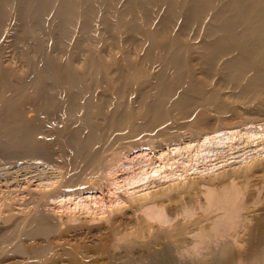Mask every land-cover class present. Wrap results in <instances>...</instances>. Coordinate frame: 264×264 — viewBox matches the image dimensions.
Wrapping results in <instances>:
<instances>
[{
    "label": "bare ground",
    "instance_id": "obj_1",
    "mask_svg": "<svg viewBox=\"0 0 264 264\" xmlns=\"http://www.w3.org/2000/svg\"><path fill=\"white\" fill-rule=\"evenodd\" d=\"M0 37V134L52 166L0 264H264V122L214 124L264 117V0H0Z\"/></svg>",
    "mask_w": 264,
    "mask_h": 264
},
{
    "label": "rangeland",
    "instance_id": "obj_2",
    "mask_svg": "<svg viewBox=\"0 0 264 264\" xmlns=\"http://www.w3.org/2000/svg\"><path fill=\"white\" fill-rule=\"evenodd\" d=\"M1 38V37H0ZM0 42H2V40H0ZM11 50H13L12 48H10ZM253 116H255V117H252V115H250V117H247L246 119L245 118H242V117H238V116H236V115H218V119L217 120H215V122H214V124L215 125H217L216 127H232V128H235V129H237L238 131H240L241 132V134L239 133L238 135H237V137L232 141L233 143H234V147H236V148H234V149H236V150H231L232 152H236V153H233V154H230L231 156H235V155H238V154H240V153H242L243 151V149H244V147L245 146H243V144L245 145V143H243V141H244V137L242 138V133H244V132H246V129H247V127H248V123L250 124L251 122L252 123H262V122H264V117L263 116H256V115H253ZM258 117V118H257ZM254 118V119H253ZM263 118V119H262ZM245 119V120H244ZM247 119H248V121H247ZM251 119H253L252 121H251ZM257 119V120H256ZM260 119V120H259ZM254 120H255V122H254ZM249 121H251V122H249ZM262 121V122H261ZM251 123V124H252ZM247 124V125H246ZM215 125H213V126H215ZM250 126V125H249ZM185 129L187 130V128L185 127L184 129H183V131H184V134H185ZM198 129V131L200 130L201 131V134L202 133H204V132H208L210 129L209 128H207V127H204V126H201V127H198L197 128ZM193 131V130H192ZM192 131H191V129H189V127H188V132H190L191 134H195V136L196 137H198V136H200L199 135V133H200V131L199 132H197V130H195V131H193V133H192ZM187 132V131H186ZM188 132L185 134L186 135V137L188 136V135H190L191 137H193L190 133L188 134ZM195 132V133H194ZM198 133V134H197ZM5 134L3 133H1L0 134V140L1 141H3L2 143L3 144H5L6 142H7V140H9L10 138H8L7 137V135H5ZM1 136H2V138H1ZM189 136V137H190ZM245 136V135H244ZM241 137V138H240ZM6 138V139H5ZM193 138H195V137H193ZM241 139V140H240ZM243 140V141H242ZM6 141V142H5ZM242 141V142H241ZM239 143H241L240 145H239ZM239 145V146H238ZM4 146H6V144L4 145ZM4 146H2V147H0L1 149V151H0V211L1 212H5L6 213V211L4 210L5 209V203H7V201L8 202H10V201H12V205L13 206H15V207H13V208H23L24 206H22V205H20V203H26V202H23V201H25V199H26V192L24 191V187H26L27 185H29V186H32V188L34 187V189H37V188H41V186H44V187H42V188H47L48 189V187H49V183L51 182V178H49L50 177V175H51V172H52V166H49L50 165V163L49 162H42V161H44L43 159L41 160L40 158H39V163L37 162L38 161V158L36 157H31V155H28V154H26L25 152H21V151H19L18 152V149H17V151H16V148L14 147H12V148H10L9 146H6V147H4ZM238 146V147H237ZM243 146V147H242ZM2 148H4V149H2ZM7 148H9L8 150H7ZM243 148V149H242ZM13 149V150H12ZM15 149V150H14ZM13 151V152H12ZM16 151V152H15ZM229 152V153H232V152ZM240 151V152H239ZM5 152H7L6 154H5ZM9 152H10V155L8 156V154H9ZM17 153V154H16ZM249 153V152H248ZM26 154V155H25ZM16 155V156H15ZM19 155V156H18ZM23 155H25L26 157H28V158H25V156H23ZM7 156H8V158H7ZM31 158H33V159H31ZM6 157V158H5ZM14 157H15V159H14ZM18 157V158H17ZM24 157V158H23ZM9 158H10V160H9ZM11 158H13L14 160L12 161L11 160ZM26 159V160H25ZM29 159V160H28ZM35 159H36V161H35ZM141 159V158H140ZM140 159H136L137 161L138 160H140ZM5 160V161H4ZM31 160H34V161H31ZM10 161V162H9ZM12 161V162H11ZM27 161H29L28 163H27ZM38 164V165H37ZM43 164V165H42ZM49 164V165H48ZM30 165V166H29ZM32 165V166H31ZM33 166H34V168H33ZM42 166V167H41ZM47 166V168H45ZM132 166V165H131ZM43 168H45V169H43ZM49 168H50V170H49ZM43 169V170H42ZM2 170V171H1ZM4 170V171H3ZM9 170V171H8ZM36 170V171H35ZM47 170V171H46ZM6 171H8V172H6ZM38 171H42L41 172V174H40V172H38ZM46 171V172H45ZM51 171V172H50ZM192 171V170H191ZM37 172V173H36ZM45 172V173H44ZM47 172H48V175H46L47 174ZM50 172V173H49ZM193 172V171H192ZM30 173V174H29ZM33 173V174H32ZM189 173H191V172H189ZM5 174V175H4ZM44 174V175H43ZM194 174V175H193ZM193 174H191L192 176H195V173H193ZM25 175V176H24ZM40 175H42V176H40ZM45 175H46V177L49 179H46L45 178ZM32 176V177H31ZM23 177V178H22ZM25 177V178H24ZM28 177V178H27ZM41 177V179H39ZM44 179H43V178ZM34 178V179H33ZM22 179V180H21ZM26 179V180H25ZM31 179H32V181H31ZM43 179V180H42ZM39 180V181H38ZM40 180H42L41 182H40ZM25 181V182H24ZM45 181H48V182H45ZM19 182V183H18ZM28 182V183H27ZM33 182V183H32ZM43 182H44V184H43ZM40 184H42L41 186H40ZM13 185V186H12ZM154 185V184H153ZM11 186V187H10ZM20 186V187H19ZM39 186V187H38ZM6 187H8V188H6ZM20 189H18V188ZM37 187V188H36ZM11 188V189H10ZM15 188V189H14ZM50 188V187H49ZM138 189H140V190H142L141 189V187L140 188H138ZM12 192H11V191ZM16 190H18V191H16ZM19 191H22V192H19ZM24 193V194H23ZM14 195V196H13ZM85 195H87V194H84V197H85ZM19 197V198H18ZM22 198V199H21ZM17 199V200H16ZM24 199V200H23ZM84 199H86V197L84 198ZM83 199V200H84ZM14 200H16V201H14ZM19 200V201H18ZM23 200V201H22ZM27 200V199H26ZM88 200H90V198L89 199H86V201H88ZM19 202V203H18ZM76 202V201H75ZM60 204V203H59ZM56 206H61V205H58V204H55ZM93 207L96 205V209L99 207V205L98 204H91ZM98 206V207H97ZM51 207H53V208H55V206H54V204L51 206ZM61 209V210H60ZM93 209H95V207L93 208ZM58 211V210H60V211H58V212H62L63 210H65L64 208H59V207H57V209L55 208V211ZM84 210V209H83ZM80 211H81V209H80ZM80 211H78V212H80ZM95 211H98V213H99V209L98 210H95ZM76 212H77V210H76ZM82 212V211H81ZM80 212V213H81ZM83 212H85V211H83ZM22 244L24 245V246H26V247H29L30 246V242L29 241H27V240H23L22 241ZM22 261V258H20V257H17V256H14V257H10V258H7L4 262H3V264H19L20 262Z\"/></svg>",
    "mask_w": 264,
    "mask_h": 264
}]
</instances>
